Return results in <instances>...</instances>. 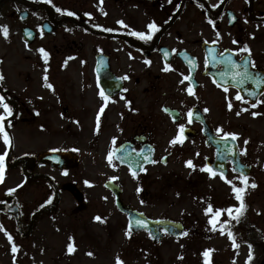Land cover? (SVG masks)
<instances>
[{
  "label": "flooded vegetation",
  "instance_id": "1",
  "mask_svg": "<svg viewBox=\"0 0 264 264\" xmlns=\"http://www.w3.org/2000/svg\"><path fill=\"white\" fill-rule=\"evenodd\" d=\"M22 12H26L24 19ZM0 20L8 29L16 26V38L23 45V27H32L36 35L32 44H26L27 51H32L23 55L27 68L12 74L10 60L0 59V95L14 110L8 118L11 126L5 122L11 145L0 137L8 150V171L17 169L21 176L10 187L0 186V216L14 218L9 211L12 204L18 205L20 216H31L54 201L58 187L61 197L66 194L75 202L73 216H112L109 204L91 197L98 194V199L113 204L116 216H127L116 206L117 195L125 206L154 216L153 203L162 200L166 204L172 186L153 180L152 168L168 166L175 156L184 157V166L185 155L193 156V164L200 170L221 154L226 156L220 160L225 177H239L229 157L238 148L241 163L250 167L248 178L255 172L264 175V161L253 160L264 154V83L259 87L252 81L237 85L230 76H221L231 69L220 62L221 53L238 62L248 58L250 70L264 79V0H0ZM121 20L123 25L117 23ZM152 21L158 31L151 40L132 35L133 30L150 31L147 25ZM0 36L7 40L2 30ZM245 44L250 55L237 51ZM41 48L49 54L47 60ZM166 65H171L167 71ZM101 90L109 97L107 102L100 96ZM237 92L243 101L235 98ZM189 110L193 112L191 122ZM180 124L185 125L183 143L170 144ZM217 128L223 131L217 132ZM224 132L239 135L233 141L223 138ZM157 134L169 135L161 154ZM15 140L20 147L16 157ZM131 149H144L143 155L151 153L155 162L142 165L143 155L133 153L132 161L140 165L133 176L130 167L114 156L117 151L124 155ZM52 152L63 153V169L50 162V155L42 159ZM106 152L113 153V177L92 180L88 166L80 163L89 158L90 163L99 164L97 175L107 174L99 161ZM66 171L69 180L58 181L57 173ZM81 174L87 176L78 180L76 175ZM68 183L82 191L80 202L63 189ZM29 195L38 203L26 213L23 198ZM54 210L40 216H52ZM155 216L171 215L161 211ZM29 220L24 217L22 227L26 228Z\"/></svg>",
  "mask_w": 264,
  "mask_h": 264
},
{
  "label": "rangeland",
  "instance_id": "2",
  "mask_svg": "<svg viewBox=\"0 0 264 264\" xmlns=\"http://www.w3.org/2000/svg\"><path fill=\"white\" fill-rule=\"evenodd\" d=\"M16 30V26L12 25L7 40L0 39V58L10 60L8 68L12 74L28 67L26 56L23 58V55L32 53L16 38ZM18 62L20 66H17ZM16 82L17 80L14 81ZM168 138L167 134H157L156 140L161 146L159 154L162 153ZM0 143V150H3L5 145L1 137ZM18 144L15 140L14 157L19 155ZM261 154L262 156H255L253 160L264 161L263 152ZM182 157L175 156L168 166L157 164L152 168L153 180L167 181L170 187L172 186L168 189L166 204L161 203L162 200L153 203V217L182 220L186 225L187 235L181 238L165 237L159 245L152 243L145 233L128 237L125 234L128 229L125 217L116 216L117 211L111 203L98 199L99 194L91 197L99 203L109 204L108 211L113 214L101 216L102 221L95 220L96 216H73L75 202L62 193L61 202L54 212H51L52 216H40L31 235L26 239L21 240L18 237L12 217L0 216V225L12 237L10 241L6 232L0 229V264H117L118 255L124 264H205L202 254L206 249L213 250L210 254L211 264H246L249 245L253 257L250 264H260L264 258V175L255 172V175L249 178L250 183L254 181L260 186L247 189L244 194L246 211L238 223L235 220L230 221L231 230L239 245L234 248L226 232L221 234L219 227L213 231L212 225L208 223L209 217H213L217 209L239 205L231 190L232 186L226 179L210 176L206 171L202 172L197 167L193 169L186 163L185 166L182 165ZM185 158L194 162L193 156L185 155ZM99 161L103 169L107 170V174L97 175L99 164L90 163L89 158H86L83 164L80 163V166H88L87 170L92 172V180L112 177L114 164L109 163L107 152ZM5 175L1 184L3 187L11 186L21 178L17 169L6 171ZM82 176L87 175H76L78 180L84 179ZM70 177L67 171L57 173V180L60 182H65ZM236 178L234 175L227 177L240 186L241 182ZM160 185L158 187H161ZM178 186H181L180 190ZM37 203L34 196L29 195L23 198L22 206L27 213L36 208ZM209 204L212 205L213 211L206 214L205 209ZM161 211H167L171 216H155ZM227 219V212H224L219 217V223ZM70 242L74 244L73 252L68 251ZM13 244L18 246L16 252L12 251ZM90 252L92 255L88 254Z\"/></svg>",
  "mask_w": 264,
  "mask_h": 264
},
{
  "label": "snow or ice",
  "instance_id": "3",
  "mask_svg": "<svg viewBox=\"0 0 264 264\" xmlns=\"http://www.w3.org/2000/svg\"><path fill=\"white\" fill-rule=\"evenodd\" d=\"M49 3H51V0H49ZM201 7H203V5H201ZM57 11H62L61 9H57ZM70 15L75 16L76 13L75 12H70ZM90 15V14H89ZM117 23L119 24H124V21H118ZM210 23L213 24V27H215V22L214 21H210ZM94 27H100L99 25H93ZM147 28L150 31L147 32H143V31H135L133 30L132 35L138 36L140 39L142 40H151L153 37V34L158 31V26L156 25L155 21L150 22L147 25ZM0 30H2L3 35L7 38L8 34H9V29L7 25H0ZM107 31H112V29H107ZM217 35H219V33H217ZM237 41H234V43H236ZM212 43H216L215 41H213ZM39 51L43 54L45 60H47L48 58V53L43 49H39ZM228 50L226 49L225 52H227ZM237 51L242 52V53H249L250 55V48L247 44H245L243 46V48L238 49ZM221 56V63L225 64L226 66L230 67V71L226 70L224 73H221V76H230L232 79V82L237 84V85H244L247 81H252L254 83L257 84V87H259L260 84L264 83V79H258L259 74H254L253 71L250 70V61L248 58H244L242 59L241 62H238L234 59H232V57L229 56H225L224 53L220 54ZM216 57H213V60H215ZM150 63V61H149ZM206 63H208V60L206 59ZM193 67L195 65H192ZM251 67L254 68L255 64L254 62H251ZM171 68V65H166L165 67V71L169 70ZM127 78V77H124ZM3 79V76L0 75V80ZM185 80H191V76H185L184 77ZM45 81H47V76L45 75ZM181 83H183V81H181ZM227 83V81H225V84ZM48 87H52V85L48 84ZM223 86V85H222ZM189 91L191 93V85L189 86ZM224 91L227 92L228 88L224 87ZM244 91L249 92V95L255 96L256 92L255 91H249V89H244ZM100 96L104 98L105 102L108 101L109 97L105 95V93L103 92V90H101L100 92ZM237 100H244V97L240 94V92H237L236 97ZM257 103H261L260 101H257ZM130 105V102H129ZM253 107H255V105H253ZM228 108L231 109L232 108V103L231 101L228 102ZM0 109H3V111H0V135L3 136L4 142L6 145H11V137L9 136L6 128H5V122L7 121L8 126H11V121L8 119L9 117H11L13 115V107L6 101L5 96L0 95ZM103 107H101L100 112H103ZM244 111H246L247 109H243ZM165 111H168V109H165ZM205 112L208 111V109H204ZM237 115H239V113H237ZM253 116L258 115V113L256 112H252ZM193 116V112L191 110H189L188 112V117H189V122H191ZM175 119V117H174ZM97 121L99 122V115L97 116ZM178 129H179V133L176 137H174L169 143L170 144H176V143H183L184 140V130H185V125L180 124L178 125ZM217 132H222L223 130L221 128H217L216 129ZM239 134L238 133H230V132H224L223 133V138L226 137H231L233 141L236 140L237 136ZM245 143H247V141H245ZM133 153H135V155L140 156L143 155L144 153V149H140L139 152H136L135 149H131V150H125L124 152V156L120 157V159H124V157H131L133 155ZM7 155V151H5L3 154H0V182L3 181L4 179V175H5V157ZM112 156L113 153L109 152L108 154V159H109V163L112 162ZM146 159V157H145ZM155 162V161H153ZM186 165L192 168H195L196 166L193 164V161L191 159L186 161ZM129 167L131 168L132 165L130 164ZM219 169H221V171H219V173L214 170V168L210 165H204L201 168V171H207L210 175L212 176H216L217 174H219L221 176V178L226 179V182L228 184H230L232 186L231 190L235 196V199L237 201H239V205L238 206H229L227 209H217L214 216L213 217H209L208 223L210 225H212V230L215 231L217 229V227H219V230L221 232V234H224L225 232L227 233L229 239L232 240V245L234 248H238L239 245L236 243V238H235V234L232 232L231 230V225H230V221L231 220H235L237 223L239 222V219L241 216H243L244 212L247 209V205L244 202V194L246 193L247 189L249 187L255 188L257 185L255 184V182H249V178L248 176L242 171L240 170V176L237 177L236 179L240 180V186H237V184H235L233 182V180H228L225 175L224 172L222 171L223 169V164H220ZM143 170V169H141ZM234 171H237V169H233ZM133 176L136 175V172L133 171ZM141 189H137V191H140ZM10 193L14 191V189H9L8 190ZM143 203V201H142ZM213 208L212 205L209 204L208 207L205 209V213H209L212 212ZM227 212V215L229 217V219L224 220L222 223H219V217L222 213ZM95 220L97 221H102V217L97 215L96 217H94ZM136 227H145L147 222L146 221H142V220H136L135 222L133 221H129V225H128V229L126 230V236L130 237L132 234V229L133 226ZM0 229L4 230L7 234V230L3 229V226L0 225ZM8 235V239L11 241L12 237L11 234H7ZM151 235V233H150ZM179 235H187V232H180ZM70 241H72V238H69ZM68 251L69 252H73L74 249V244L72 242H70L68 244ZM18 250V246L13 244L12 246V251L16 252ZM213 250L212 249H206L203 252V256L205 258V264H211V260H210V254ZM89 255H92V253H88ZM182 258V257H181ZM252 250H251V245H249V255L247 257L246 260V264H250V261L252 260ZM117 260V264H124V262L120 259L119 255L116 258Z\"/></svg>",
  "mask_w": 264,
  "mask_h": 264
},
{
  "label": "water",
  "instance_id": "4",
  "mask_svg": "<svg viewBox=\"0 0 264 264\" xmlns=\"http://www.w3.org/2000/svg\"><path fill=\"white\" fill-rule=\"evenodd\" d=\"M124 156L123 154H119L118 157H122ZM128 158V163H130L132 165V167L136 168L137 166L134 163H131L132 161V156L131 157H127ZM124 161L125 158L123 159ZM74 192V194H76L78 196V194L72 190ZM120 207H122L123 209H125V211L128 212L129 216V220L135 222L136 220H142V221H146L147 224L145 227H136L135 223L133 226V231H138V230H147L149 233H151L152 238L154 239V241L158 242L161 240V238L163 237V232L162 230H165L168 234L170 235H175V236H180L179 233L183 232L184 227L180 222H176L170 219H149L146 216H143L142 214L128 209L126 207H124L121 203ZM41 212V210H39L38 212H36V215L39 214ZM37 216H33V220L32 223L35 221Z\"/></svg>",
  "mask_w": 264,
  "mask_h": 264
}]
</instances>
